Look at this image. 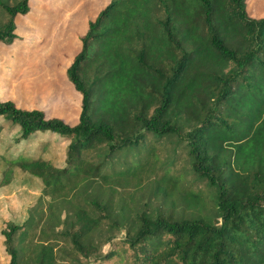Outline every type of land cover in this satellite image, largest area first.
<instances>
[{
	"label": "trees",
	"instance_id": "obj_1",
	"mask_svg": "<svg viewBox=\"0 0 264 264\" xmlns=\"http://www.w3.org/2000/svg\"><path fill=\"white\" fill-rule=\"evenodd\" d=\"M0 8L9 44L28 0ZM79 40L65 69L76 122L0 100V185L14 166L41 183L25 219L0 229L6 264H264V15L245 0H108ZM43 132L66 141L62 164L46 139L27 147ZM149 177L166 206L121 202L116 186ZM177 184L186 207L206 195L214 215L177 216Z\"/></svg>",
	"mask_w": 264,
	"mask_h": 264
},
{
	"label": "rangeland",
	"instance_id": "obj_2",
	"mask_svg": "<svg viewBox=\"0 0 264 264\" xmlns=\"http://www.w3.org/2000/svg\"><path fill=\"white\" fill-rule=\"evenodd\" d=\"M2 1L11 4L15 0ZM245 1L250 16L264 15V0ZM107 2L108 0H28V11L15 17V38L9 44L0 42V100L9 99L16 106L25 109H41L46 117L56 116L69 124L76 122L80 96L68 82L65 69L79 49V37L85 31L87 22ZM4 18L5 13L0 8V23ZM14 132L8 129L2 137L10 152L21 150L26 143L23 140L13 143L10 137ZM41 139L48 142L42 150L43 156L55 165L62 164L66 141L43 132L37 133L35 139L28 141L27 147L41 150ZM2 151L1 149L0 153ZM171 151H167L166 159L171 158ZM4 166V160L0 158V176ZM187 181H191L189 187H200L204 194L210 191L200 180L194 179V176L187 174ZM116 188H119L121 202L131 208L135 207L136 210L144 202L148 209L159 204H168L154 191L151 177L144 178L137 186ZM40 191L39 179L17 166L12 167L8 183L0 185V229L8 219L21 223ZM180 192L181 184H177L168 195V198L176 201L174 213L177 216L181 213L214 215L206 195L203 198V207L198 209L199 207H186L184 201L179 199ZM107 248L106 243H101L103 251ZM68 258L58 264H88L87 260L79 259L76 262ZM7 260L0 235V264H6ZM112 260L113 258L109 261Z\"/></svg>",
	"mask_w": 264,
	"mask_h": 264
}]
</instances>
